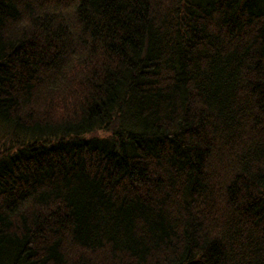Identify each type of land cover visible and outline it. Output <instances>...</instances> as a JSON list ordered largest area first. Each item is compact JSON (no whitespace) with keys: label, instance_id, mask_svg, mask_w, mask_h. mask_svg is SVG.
Instances as JSON below:
<instances>
[{"label":"trees","instance_id":"16d2710c","mask_svg":"<svg viewBox=\"0 0 264 264\" xmlns=\"http://www.w3.org/2000/svg\"><path fill=\"white\" fill-rule=\"evenodd\" d=\"M0 126V264H264V0H0Z\"/></svg>","mask_w":264,"mask_h":264},{"label":"bare ground","instance_id":"6f19581e","mask_svg":"<svg viewBox=\"0 0 264 264\" xmlns=\"http://www.w3.org/2000/svg\"><path fill=\"white\" fill-rule=\"evenodd\" d=\"M0 129H2L4 132L6 131L3 126H0ZM4 135L7 136L8 132L4 133ZM214 180H216V179H212L211 181H214ZM214 184H217L219 186V183H217V182H215ZM210 211L212 212V214H205V216L203 217L204 225H208V224L214 222V220L216 219V216H214L216 212H214L213 208Z\"/></svg>","mask_w":264,"mask_h":264}]
</instances>
